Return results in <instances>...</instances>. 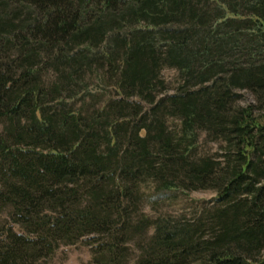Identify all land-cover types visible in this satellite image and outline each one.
Returning a JSON list of instances; mask_svg holds the SVG:
<instances>
[{
    "label": "trees",
    "instance_id": "1",
    "mask_svg": "<svg viewBox=\"0 0 264 264\" xmlns=\"http://www.w3.org/2000/svg\"><path fill=\"white\" fill-rule=\"evenodd\" d=\"M0 3L15 7L1 19L0 36L10 35L18 53L0 62V188L28 234L9 232L0 264L103 235L113 217H129L134 188L149 177L212 190L221 207L210 240L164 238L141 264H264V0ZM71 47L82 50L67 58ZM39 52L68 71L50 90L36 81ZM99 59L118 100L89 115L60 97L71 98ZM165 69L177 73L176 88L158 98ZM240 92L255 103L235 105ZM168 118L179 134L167 131ZM199 132L219 143L218 159L193 155Z\"/></svg>",
    "mask_w": 264,
    "mask_h": 264
},
{
    "label": "rangeland",
    "instance_id": "2",
    "mask_svg": "<svg viewBox=\"0 0 264 264\" xmlns=\"http://www.w3.org/2000/svg\"><path fill=\"white\" fill-rule=\"evenodd\" d=\"M14 8L12 5L0 3V21ZM22 10L23 14L19 18L27 20L29 17L27 10L24 8ZM10 39L7 33L0 36V62L4 64L18 57L17 50L12 46ZM71 48H73L72 51L70 48L66 50L67 58H73L82 50L76 47ZM100 50L101 48L98 51L95 50V55L101 56L103 51ZM55 60L56 58H46L44 53L39 52L34 61V66L37 68L34 71H37L39 76L36 81L47 90L59 85L68 74V71L63 73L65 68ZM99 62L100 59L97 64L94 63L92 70L87 71L78 81L73 93H71L72 90L69 91L71 98L68 99L65 93L60 97L69 106L77 104L82 112L88 111L89 115L94 114L95 111L101 112L106 103L118 100L113 91L106 88V84L110 85L109 76L104 77L107 69L98 66ZM162 76L168 85L159 93L158 98L172 94L176 88L177 73L175 71L165 69ZM238 95L235 105L239 107L255 103L252 94L240 92ZM53 102L51 106H57L58 101ZM125 102L131 106L134 105V99ZM146 109L148 108L144 106L143 112ZM166 121L167 131L179 134L178 123L170 118ZM197 137L193 155L197 159H218L221 154L219 143L207 137L204 132H199ZM134 190L137 201L128 209L129 217H113V227H110L103 235H89L75 237L71 241H59L53 246L51 253L46 255L48 252H43L41 257L30 260L28 258L26 263L19 264H141L154 255L164 238L172 239L173 245L182 238L188 237L187 234L192 235L195 242H206L212 238L214 231L212 216L221 207L215 200L214 191L188 189L179 183L163 186L151 177L142 179ZM3 196L4 193L0 188V248L11 242L8 237L11 230L16 235L24 234L28 237L25 229L15 224L13 209L9 203L2 201ZM82 200V207H85L87 200L85 197ZM124 206L128 208L130 205L126 202ZM45 214L53 217L48 210ZM118 243V253L112 257L109 250L111 246ZM262 259H264V248L259 256V260ZM185 264L199 263L189 260Z\"/></svg>",
    "mask_w": 264,
    "mask_h": 264
}]
</instances>
